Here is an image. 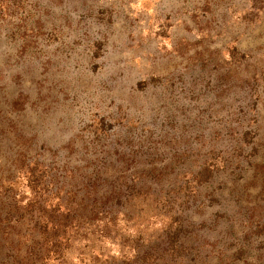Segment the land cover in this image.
Instances as JSON below:
<instances>
[{
	"label": "rangeland",
	"instance_id": "rangeland-1",
	"mask_svg": "<svg viewBox=\"0 0 264 264\" xmlns=\"http://www.w3.org/2000/svg\"><path fill=\"white\" fill-rule=\"evenodd\" d=\"M40 262L264 264V0H0V264Z\"/></svg>",
	"mask_w": 264,
	"mask_h": 264
},
{
	"label": "trees",
	"instance_id": "trees-1",
	"mask_svg": "<svg viewBox=\"0 0 264 264\" xmlns=\"http://www.w3.org/2000/svg\"><path fill=\"white\" fill-rule=\"evenodd\" d=\"M242 58H243V59H244V58H247V55H243ZM242 58H241V59H242ZM39 264H42V262H40Z\"/></svg>",
	"mask_w": 264,
	"mask_h": 264
}]
</instances>
